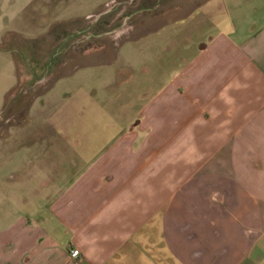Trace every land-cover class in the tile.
<instances>
[{
  "label": "crops",
  "instance_id": "0c3cea01",
  "mask_svg": "<svg viewBox=\"0 0 264 264\" xmlns=\"http://www.w3.org/2000/svg\"><path fill=\"white\" fill-rule=\"evenodd\" d=\"M64 1L0 0V264H261L264 0H119L124 9L108 10L80 0L83 12L61 21ZM160 25L162 59L174 56L153 71L160 87L127 118L114 110L100 123L104 100L126 98L102 91L126 69L132 79L131 58L149 48L126 41ZM79 32L90 39L75 44ZM105 53L114 60L100 61ZM77 84L95 108H73ZM61 98L65 121L81 119L66 125L69 140L52 123L51 139L26 131L19 118L55 114ZM36 142L55 149L19 155ZM79 144L106 148L78 174L62 171L76 160L61 148Z\"/></svg>",
  "mask_w": 264,
  "mask_h": 264
},
{
  "label": "rangeland",
  "instance_id": "374dc122",
  "mask_svg": "<svg viewBox=\"0 0 264 264\" xmlns=\"http://www.w3.org/2000/svg\"><path fill=\"white\" fill-rule=\"evenodd\" d=\"M70 2H71L70 0H66V2L64 4L62 3L60 5L59 9L61 10L62 13L59 14V16H58L59 20L63 21L66 18V16L68 15V12H71V10H73V12L76 13L77 7H75V5L78 6V8L79 7L81 8V6H79L80 0L79 1H72V3H70ZM115 4H116V7H121L122 9H124L126 7L125 3H121L119 0H107L106 3L104 4V9L108 10L110 7H112ZM82 12H83V9L82 10L80 9L79 12H77V13H82ZM26 15H28V14L26 13L25 16ZM88 17H90V16H88ZM91 17L88 19L92 20L93 18H95V16H93V15H91ZM54 22H55V20H48V19L44 18V19L39 20L38 24L45 26V29H49V26L52 23H53L52 25L55 24ZM56 23H57V21H56ZM51 27H55V26H51ZM126 27L127 26L124 25L122 29H124ZM172 27L173 26H170V28H172ZM123 31H125V30H123ZM80 33L81 32H79L78 34H80ZM123 33H125V32H123ZM78 34H76L74 38H77ZM122 35L123 34H119L118 32L116 34V31H114V32H110L107 36L109 37V39L111 41L115 42L116 41L115 39L120 38ZM29 36L30 35L25 34V43L29 42V40H28V38H30ZM44 37L45 36H42V38L40 39L41 44L44 43L43 46L46 45V43L43 40ZM163 37H162V28L160 25V26H158V28H154L153 31L151 29H150V32H148V33L146 31L145 33H143V35L139 39H132L131 43H130V41H126V44H131L133 46H146L149 48H147V50L145 52H143L142 54L133 56L131 58V60H135L136 62H140L137 64L136 72H135V75L132 79L125 78V77L129 76V71H128V69H126L123 72V76H122V81H124L123 83H121L119 85H115V84L106 85V87L104 89L105 91L104 90L102 91L106 95L112 94L114 92L116 93V91H119V92H121L122 96H124L126 98H124V100H121V103L120 104L118 103L117 105H116V98L115 99L109 98V99L104 100L103 104L99 105L100 107L104 106V109H105V113L103 115V121H100V123L110 124L111 119H113V117L115 116L114 110L116 111V114H118V112H121L122 118H127L128 115L138 111L139 107L142 106L144 104V102L146 100H148V98L156 90H158V88L160 87L161 84L158 80V77H156V74L153 75V71L154 70L158 71L157 68L160 69V65L162 66V63H165L167 61H172L174 58V56L170 55L168 57L164 56L162 59L161 46L164 43L162 41ZM29 43H31V42H29ZM169 44L171 46V43H169ZM177 45L178 44H177L176 39H175L172 43V46L175 48V50H176ZM25 58L27 61V54L25 55ZM96 59L97 58H94L91 60H96ZM99 60L100 61L101 60L107 61V60H114V58L110 57L109 53L108 54L105 53V55L103 57H100ZM116 64H118V63L116 62ZM168 70H169V72H172L174 70L173 66H171V68L169 67ZM163 71H164V69H163ZM89 83L93 88H95L96 84H98L97 79H94V80L90 81ZM79 86L80 85L77 84V85H75V88L73 89L75 92H77V99H74V102L72 104L73 108L75 110L79 109L82 103H84V106H87L90 109L95 108L96 99H91V98L85 99L84 92L81 93ZM118 87H120V89H118ZM142 91L146 92V96L145 97L144 96L138 97L139 93ZM41 102H44V99H41ZM56 102L57 103L55 105V108H57V111L55 114H51V115H43V114L37 115L36 113L32 112L31 110L29 111V114L27 115V112H26L27 109L26 108L29 107V104L25 102L24 108H25L26 113L19 119L21 122H23L25 124L26 131L28 130V128L32 127V125L38 126L37 131H35V136H37V138H42L43 137L42 133H44V134L46 133V138L48 139L50 135L49 136L47 135L48 132H46L45 129H46V126L48 124L52 123V124H54L55 129H59L61 131L62 136H60V138H62L63 140H65V139L69 140L68 139L69 137L67 136V133L65 131L66 125H68V124L69 125L70 124H73V125L80 124V120H81L80 116L79 115H73V117L71 116L69 121H65V116L63 114V111H65V108L67 107V100L66 99L64 100V98H61L60 100H57ZM99 103H100V100H99ZM59 112H60V114H59ZM88 118H89V122H94V120L91 116H88ZM121 123L122 124L124 123L123 119H121L120 124ZM60 131L57 132V135H60ZM1 133L4 135L7 133V131L3 130L1 132V130H0V134ZM52 133H53V131H52ZM76 133L80 134L79 132H76ZM111 135H112V132H109L106 130L104 132V138L101 140L104 141L105 144H107L109 142V140L111 139ZM51 138H53V137L50 136V139ZM89 142H91V133L89 134ZM43 144L44 143H41V145L39 146L38 143L36 142L34 144V146L22 148V150H20L19 155L23 156L26 160H28L29 158H31L32 156L37 155V154H42V155L46 154L47 155L49 150L55 149V148L45 147ZM105 148L106 147H103V146L94 147V146H88V145L85 146L82 144H79V145H76L73 147H69V148H61V150H62L61 154L62 155L67 153V155L69 154L71 157L74 158V161L76 160V162L72 163L71 166L69 164H67L66 167L64 169H61V170L66 171V172H71L72 174L76 175L86 167V165H87L86 161L93 160ZM15 150L16 149L13 150V148H9V151L10 152L12 151V153H15ZM59 151H60V148H59ZM33 164L32 163L27 164L25 171L31 170ZM44 169H46V168H44ZM8 182L10 183V181H8ZM261 264H264V261H262Z\"/></svg>",
  "mask_w": 264,
  "mask_h": 264
},
{
  "label": "built area",
  "instance_id": "2783aa9c",
  "mask_svg": "<svg viewBox=\"0 0 264 264\" xmlns=\"http://www.w3.org/2000/svg\"><path fill=\"white\" fill-rule=\"evenodd\" d=\"M90 37H91V34L89 32H81L80 34H78V37L75 39L74 43L75 44L84 43L87 40H89ZM70 253L73 256H77L78 255V252L76 250H71Z\"/></svg>",
  "mask_w": 264,
  "mask_h": 264
}]
</instances>
